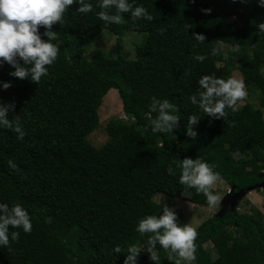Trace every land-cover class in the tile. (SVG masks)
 Instances as JSON below:
<instances>
[{
	"label": "trees",
	"instance_id": "trees-1",
	"mask_svg": "<svg viewBox=\"0 0 264 264\" xmlns=\"http://www.w3.org/2000/svg\"><path fill=\"white\" fill-rule=\"evenodd\" d=\"M91 2L92 12L77 13L73 4L63 25L52 26L60 51L38 84L10 76L13 69L0 63V82H11L0 89V103L14 105L9 117L18 116L25 132L21 140L0 128V202L19 203L32 222L30 233L10 228L19 237L0 248V264H123L131 244L141 247L137 264H155L145 251L148 234L142 237L135 226L162 209L156 195L186 192L203 209L213 208L203 193L179 183L185 157L213 165L231 198L264 186V34L257 28L264 7L257 0H135L150 21L125 13L121 23L106 25ZM104 31L116 37L115 52L92 49ZM129 33L143 35L134 48L136 74L123 51ZM193 34L204 35L203 43ZM213 46L219 47L215 56ZM198 54L206 59L196 61ZM234 73L257 96L258 108L242 98L217 120L191 104L202 75L227 79ZM112 90L126 120L110 121L107 141L95 148L88 137ZM150 97L176 106L180 121L172 133L151 131ZM190 115L200 118L194 139L185 130ZM85 151L89 155L79 159ZM196 230L194 264H264V221L255 208L240 213L227 206ZM116 245L119 254L111 251ZM157 252L160 264H171L159 245Z\"/></svg>",
	"mask_w": 264,
	"mask_h": 264
},
{
	"label": "clouds",
	"instance_id": "clouds-1",
	"mask_svg": "<svg viewBox=\"0 0 264 264\" xmlns=\"http://www.w3.org/2000/svg\"><path fill=\"white\" fill-rule=\"evenodd\" d=\"M258 6L264 7V0H257ZM76 4L77 13L88 14L93 11L91 0H0V63L6 62L13 70L10 76L19 79H28L38 84L42 77L49 74V66L57 59L59 47L53 43L56 32L52 26L56 23L63 25V18L69 6ZM135 4V0H96L100 11L95 15L107 24H119L124 19L123 14H129L132 20H151L152 16L142 5ZM210 12V9H203ZM44 28L43 34L39 31ZM258 33L264 34V22L257 25ZM47 37L42 39L41 36ZM193 38L203 43L205 36L193 34ZM236 50L234 46L233 51ZM219 52L218 46H213L210 54L215 56ZM198 62L206 59L205 55L193 57ZM196 94L188 97L193 105H197L208 117L212 119L226 118V109L235 111V105L246 96L245 83L242 79L229 76L227 79L219 78L214 74L202 75L198 80ZM10 81L0 82V89H8ZM148 105L150 112L156 116L150 120L153 133H172L177 128L180 117L176 115V106L168 99L150 97ZM14 105L0 103V128L10 129L17 134V139H23L25 132L18 116L10 119L9 112ZM199 117L190 115L185 125L186 135L196 138L194 129ZM9 166L16 165L9 160ZM179 183L194 188L203 193L209 207H215L220 196L213 191V186L219 178L214 166L200 158L185 157L179 160ZM173 174V169H167ZM11 229H22L25 233L32 231V222L28 211L19 203L0 202V248L10 247V240L16 241L19 232ZM136 232L142 237L147 235L145 251L149 259L160 264L159 248L167 253V260L171 264H194L196 260L197 230L191 223L179 224L176 212L168 206H162L159 215H146L140 218L135 226ZM121 253V246L116 245L111 250ZM141 247L131 244L124 254L123 264H137Z\"/></svg>",
	"mask_w": 264,
	"mask_h": 264
},
{
	"label": "rangeland",
	"instance_id": "rangeland-1",
	"mask_svg": "<svg viewBox=\"0 0 264 264\" xmlns=\"http://www.w3.org/2000/svg\"><path fill=\"white\" fill-rule=\"evenodd\" d=\"M234 23V22H233ZM235 24V23H234ZM143 39L142 34L129 33L123 38V51L127 56V64L131 73H139V68L134 59V48ZM92 49H102L106 52H115L116 49V37L109 31H104L95 41ZM233 77L242 79L240 74L234 73ZM244 102L249 103L254 108H258V98L254 94H249L246 92L244 97ZM264 117V109L262 110ZM99 114V126L91 133L88 137V142L95 148H100L107 141V136L105 133V127L113 119L126 120L121 109V103L117 96L115 90L108 92L102 101V105L98 110ZM230 113L226 116H229ZM90 152H83L79 155V159H84ZM213 190L220 196L219 203L212 209H203L198 206L195 202L190 199L188 193L173 194L171 197L167 198L164 195H156L154 201L159 204L160 208L166 205L168 206L169 200L173 202V206L169 207L176 212L177 221L179 224L183 225L186 223H191L196 229L198 226L211 218L216 214H220L221 210H224L226 206H230L232 210L239 211L240 213H245L250 210V208H255L262 214L264 221V187H260L259 190H251L246 192L237 198L229 197V189L223 181L217 180L213 186ZM162 209L156 212L155 215L161 214Z\"/></svg>",
	"mask_w": 264,
	"mask_h": 264
},
{
	"label": "water",
	"instance_id": "water-1",
	"mask_svg": "<svg viewBox=\"0 0 264 264\" xmlns=\"http://www.w3.org/2000/svg\"><path fill=\"white\" fill-rule=\"evenodd\" d=\"M262 187H264V186H262ZM251 190H253V189H250L249 191H251ZM249 191H248V192H249ZM244 194H245V193L243 192V193H241L240 195H236L234 198H237V197H239V196H241V195H244ZM226 207H227V206H226ZM226 207L224 208V210H221L220 214L223 213V212L225 211Z\"/></svg>",
	"mask_w": 264,
	"mask_h": 264
}]
</instances>
